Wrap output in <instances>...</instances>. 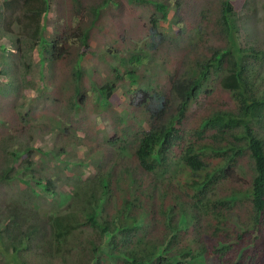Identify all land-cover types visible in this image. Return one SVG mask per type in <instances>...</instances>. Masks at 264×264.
<instances>
[{
	"label": "trees",
	"instance_id": "16d2710c",
	"mask_svg": "<svg viewBox=\"0 0 264 264\" xmlns=\"http://www.w3.org/2000/svg\"><path fill=\"white\" fill-rule=\"evenodd\" d=\"M233 2L221 3V32L227 35L228 48L215 51L206 64H197L190 79L171 85L167 95L177 105V116L166 121L144 104L151 124L132 138L134 154H130L134 161L128 162L117 177L100 172L87 181L74 180L71 184L74 193L68 197L70 202L64 213L46 211L38 199L31 201V208L25 211L27 215L34 214L33 223L19 220L17 208L10 212L0 225V254L5 259L12 264H102L105 260L109 264H264V92L256 84L264 76L253 77L256 70L262 71L263 64L256 67L255 62H264V51L239 46L237 26L232 20ZM106 4L109 0L103 5ZM85 7L83 10L93 14L101 11V6L95 7L94 3ZM3 8L10 14L7 25L17 23L21 34L27 37V41L18 40L20 56L10 65L11 71L16 68L21 72L22 80L12 76L10 83L16 94L6 90L3 92L6 95L10 93L16 98L17 92L29 87L25 80L23 85L20 82L31 73L30 53L36 48L44 67L47 62H64L73 54L77 58L76 46H89L94 23L86 24L82 11L68 27V33L72 34L71 30L81 26L71 36L75 39L69 36L49 40L43 36L49 0H4ZM157 9L167 18L165 5L158 4ZM8 31L7 28L5 32ZM0 51V64L8 65V57L3 55L8 48L2 46ZM137 61H141L139 57ZM220 72H225L220 83L233 94L235 110L205 118L202 130L197 132L198 139L195 136L190 140L180 159L173 162L172 149L178 148L182 140L180 125L191 106L201 96L212 93L209 79L212 73ZM81 75L78 69L77 81ZM129 77L131 85H137L139 78L132 72ZM41 90L45 86L36 91V96ZM115 91L114 86L100 88V105L107 107ZM143 93L150 97L149 93ZM153 93L159 100L165 98L159 91ZM78 95L81 96L80 92ZM50 102L59 105L61 98L55 96ZM77 109L78 106L76 112ZM207 132L212 134L207 137L211 143L204 141ZM111 138L108 145L119 149L118 157H122L129 150V143ZM246 151L253 172L250 187L246 194L232 189L228 196L222 197L220 190L228 184H233L232 188L237 186L238 162ZM15 154L11 152L13 157ZM21 169L26 171H22V183L30 188L32 196L41 195L40 191L56 195L50 190L49 181L30 172L31 162ZM137 170L145 174L139 176V181ZM2 179L5 180L4 176ZM244 203H250L253 211V221L248 227L234 215L235 208ZM162 228L165 233L159 236ZM85 232L87 236L93 235L82 240L80 235ZM187 234L197 239L196 247H183ZM104 242L110 245L108 252H104ZM32 252L37 254L36 260L32 259ZM80 258L83 260L78 261Z\"/></svg>",
	"mask_w": 264,
	"mask_h": 264
},
{
	"label": "rangeland",
	"instance_id": "374dc122",
	"mask_svg": "<svg viewBox=\"0 0 264 264\" xmlns=\"http://www.w3.org/2000/svg\"><path fill=\"white\" fill-rule=\"evenodd\" d=\"M223 1L109 0L108 5H103L106 0H49L50 11L43 36L49 40L69 36L75 39L71 36L81 26L71 30L74 31L72 34L68 33V27L82 11L86 16L84 22L94 23L89 46H76L79 49L77 58L73 54L66 60L63 58L64 62H47L44 67L39 48H36L30 53L31 73L20 82L23 85L25 80L29 87L22 93L21 90L17 92L18 98H13L10 93L3 92L11 90L16 94L11 87V77L22 80L21 72L14 70L16 68L11 71L10 65L20 56L18 40L27 41V37L21 34L17 23L7 25L10 14L4 11V0H0V48H8L3 54L8 57V65L0 64V225L15 208L20 213L19 220H32L33 223L34 214L27 215L25 211L31 208L30 202L35 199L42 202L46 211L64 213L70 202L68 197L74 193L71 187L74 180L87 181L100 172L117 177L128 162L134 161L130 154H134L132 138L151 124L144 104L147 103L166 121L175 118L177 105L173 97L167 95L171 85L190 79L197 64H206L215 51L228 48L227 35L221 32ZM90 3L98 8L101 6L99 14L83 10ZM158 4L168 8L167 18H163L157 9ZM233 7L232 20L237 26L239 46L264 51V0H234ZM7 28L9 31L5 32ZM1 54L0 51V57ZM80 54H83L82 59ZM137 57L141 61H137ZM259 63L263 64L262 71L254 72L255 79L264 76V62L256 61V67ZM78 69L83 73L79 81L75 78ZM130 72L139 78L135 86L131 85ZM224 74L212 73L208 82L212 93L201 96L198 103L191 106L179 127L182 140L178 148L172 149L173 162L180 159L190 140L193 141L195 136L198 139L197 132L202 130L205 118L216 112L235 110L233 94L223 89L220 83ZM256 84L264 92V80H256ZM43 86L45 90L36 96V91ZM107 86H114L116 91L108 100V106L103 107L99 89ZM155 91L161 92L165 98L159 100L153 93ZM143 92L149 93L150 97ZM55 96L61 98L59 105L50 102ZM81 98L82 101L78 102ZM211 135L209 132L204 135L206 143L212 142L207 138ZM109 138L128 142L129 150L118 157L121 152L108 145ZM11 152L12 155L16 152L14 157ZM27 162H31L30 172L38 179L49 181L50 190L56 195L41 191L39 196L31 195L30 188L22 183V171H26L21 168ZM238 168L235 175L237 186L232 188L233 184H228L220 190L222 197L234 189L246 194L250 187L253 172L247 151L238 162ZM4 172L7 175H3ZM144 175L137 170L138 181L139 176ZM28 178L24 177L25 180ZM30 185L36 188L33 182ZM251 208L250 203L235 208L234 215L244 227L252 224ZM47 231L50 232V227ZM164 233L162 228L158 235ZM87 234H81V239L93 235ZM183 242V247L198 245L197 239L190 234L184 236ZM103 247L104 252H108L110 245L104 242ZM36 256L32 252V259L36 260ZM0 264L12 263L0 254ZM102 264H109V261H102Z\"/></svg>",
	"mask_w": 264,
	"mask_h": 264
},
{
	"label": "clouds",
	"instance_id": "9594fccd",
	"mask_svg": "<svg viewBox=\"0 0 264 264\" xmlns=\"http://www.w3.org/2000/svg\"><path fill=\"white\" fill-rule=\"evenodd\" d=\"M82 99V98H81ZM80 101H82V100H80Z\"/></svg>",
	"mask_w": 264,
	"mask_h": 264
}]
</instances>
